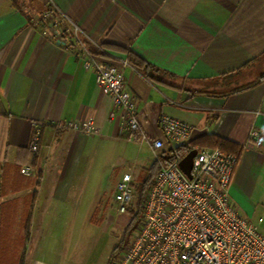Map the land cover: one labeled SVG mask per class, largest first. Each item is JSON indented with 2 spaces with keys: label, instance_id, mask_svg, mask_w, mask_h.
<instances>
[{
  "label": "crops",
  "instance_id": "1",
  "mask_svg": "<svg viewBox=\"0 0 264 264\" xmlns=\"http://www.w3.org/2000/svg\"><path fill=\"white\" fill-rule=\"evenodd\" d=\"M46 4L0 0V264H60L37 251L54 216L74 208L69 199L87 181L99 143L129 165L118 181L137 171L136 180L155 162L138 133L120 134L121 110L85 67L87 54L103 63L128 62L130 53L143 60L122 69L150 138L162 137L167 115L193 126L191 140L214 134L243 147L230 203L264 234V0H53L49 19ZM212 80L216 94L189 97ZM89 118L97 135L56 128ZM34 124L42 126L37 154ZM27 166L34 175L21 172ZM32 225L40 233L30 250Z\"/></svg>",
  "mask_w": 264,
  "mask_h": 264
},
{
  "label": "built area",
  "instance_id": "2",
  "mask_svg": "<svg viewBox=\"0 0 264 264\" xmlns=\"http://www.w3.org/2000/svg\"><path fill=\"white\" fill-rule=\"evenodd\" d=\"M44 18L54 15L53 0H45ZM127 60L101 62L87 54L86 68H93L97 84L121 110L120 134L138 133L147 142L159 163L145 204L141 225L132 242L109 264H264V234L259 224L241 216L230 203V186L239 156L220 147H191L165 166L160 160L166 145L170 148L189 142L193 126L179 119L162 115V137L150 138L140 123L134 96L128 90L123 74ZM41 124H34L30 151L40 148ZM87 136L97 135L93 119L68 120L56 125ZM259 134L253 131L252 138ZM196 150L191 177L180 167L181 160ZM27 166L21 172L35 173ZM133 175L125 172L116 185L115 202L125 213L134 199ZM262 219H259L261 222Z\"/></svg>",
  "mask_w": 264,
  "mask_h": 264
},
{
  "label": "rangeland",
  "instance_id": "3",
  "mask_svg": "<svg viewBox=\"0 0 264 264\" xmlns=\"http://www.w3.org/2000/svg\"><path fill=\"white\" fill-rule=\"evenodd\" d=\"M96 147L88 168L87 181L81 184V188L77 187V193H72L74 195L69 199L74 203V208L71 211L64 209L54 216L56 225H53L50 236L46 231L38 248L37 254L45 261L60 264H109L113 254L119 256L123 252L117 247H127L138 231L129 233L126 226L130 216L120 213L114 200L117 173L129 169V165L122 157H118V150L114 151V146L99 143ZM139 148L141 146L135 148V153L140 152ZM37 229V225L35 229L32 225L33 242L30 250L39 238L40 232Z\"/></svg>",
  "mask_w": 264,
  "mask_h": 264
},
{
  "label": "trees",
  "instance_id": "4",
  "mask_svg": "<svg viewBox=\"0 0 264 264\" xmlns=\"http://www.w3.org/2000/svg\"><path fill=\"white\" fill-rule=\"evenodd\" d=\"M128 62L132 65H135L136 67L144 66L143 60L131 53L128 56ZM251 85L252 84L238 86L230 89L229 91L221 95L228 96L230 94H234L239 91L248 89ZM218 89H220L219 82L218 81L214 82V80H212V84H209L207 86H203L197 89L196 87L191 88V90H189L190 91L189 97H192L197 92L216 94V91ZM194 146H197L199 148L220 147L222 150L230 153H235L238 156L243 151V147L237 143L224 139L218 135L207 134L194 138L189 142L178 146L177 148H171L167 150L166 152H164V154L160 156V160L163 162L165 166H168L175 159V157L179 155H183L188 151V149ZM159 169H160V165L158 162L155 161L149 168L142 170L138 175V177L136 178L135 182H133L134 201L127 207V210L125 212L130 216V221L126 226L128 231H130L129 232L130 234L132 233L133 230H138L141 225L144 216L145 204L147 201L148 193L151 188L153 179ZM26 219L27 221H29L30 214L26 215ZM117 248L118 249L121 248V250L123 251L125 250L126 247L122 245V247L118 246ZM115 257L116 255L113 254L110 260H112Z\"/></svg>",
  "mask_w": 264,
  "mask_h": 264
},
{
  "label": "water",
  "instance_id": "5",
  "mask_svg": "<svg viewBox=\"0 0 264 264\" xmlns=\"http://www.w3.org/2000/svg\"><path fill=\"white\" fill-rule=\"evenodd\" d=\"M195 154L196 150L190 151L188 154H186V156L181 160L179 164L188 177H191V168Z\"/></svg>",
  "mask_w": 264,
  "mask_h": 264
}]
</instances>
